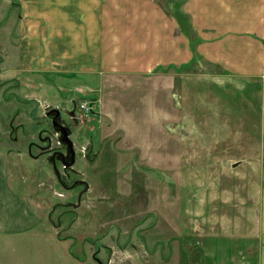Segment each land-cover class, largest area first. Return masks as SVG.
<instances>
[{"label":"rangeland","instance_id":"rangeland-1","mask_svg":"<svg viewBox=\"0 0 264 264\" xmlns=\"http://www.w3.org/2000/svg\"><path fill=\"white\" fill-rule=\"evenodd\" d=\"M160 2L177 11L181 0ZM171 67L129 75L36 73L38 90L16 84L1 92L7 98L0 95L1 132L4 124L11 127L12 112L15 125L23 124L20 132L31 133L32 153L28 144H0L1 191L8 190L0 205L31 209L30 229L17 231L23 223L16 219L9 235L31 242L24 264H98L94 253L108 264H183L178 243L194 252L191 264H233L225 263L224 251L249 263L242 246L261 211L260 84L205 61ZM81 98L94 102V112L72 127L75 163L65 169L40 148L49 146L45 136L52 148L62 146L46 112L71 109ZM6 158L14 160L8 170ZM86 239L94 244L81 251Z\"/></svg>","mask_w":264,"mask_h":264},{"label":"crops","instance_id":"crops-1","mask_svg":"<svg viewBox=\"0 0 264 264\" xmlns=\"http://www.w3.org/2000/svg\"><path fill=\"white\" fill-rule=\"evenodd\" d=\"M201 61L260 84L264 131V0H181L177 11L169 10L160 0H0V95L4 101L7 98L1 92L16 84L38 90L41 82L33 76L36 73L151 74L171 66L190 68ZM24 95L32 96L29 91ZM11 116L12 112L8 115L10 128L4 124L2 133L0 126V144L7 149L28 144L32 153L31 133H21L23 124L15 125L17 114ZM8 151V156L13 154ZM261 154L264 158V147ZM11 164L14 160L8 159L7 170ZM256 170L261 175L256 194L261 211L258 224L250 226L254 228L253 235L248 236L250 242L242 246L250 254L248 264H264L263 159ZM5 192L8 190L4 187L1 191L0 184V196ZM76 208L65 211L77 212ZM15 212L21 216L16 218ZM16 219L23 223L17 231L29 230L30 207L0 205V233L7 235L0 236V264H16L17 258L24 264L28 257L24 251L31 242L17 243L9 236L11 231L16 232ZM60 226V222L55 224V229ZM57 234L56 241H62L65 236ZM89 240L81 243V251L88 242L94 244ZM186 246L178 243L177 248L183 253V264H191L196 257ZM199 252L203 259L201 248ZM224 252L225 263L247 264L244 257L233 259ZM94 255L98 264H108ZM72 257L89 261V257Z\"/></svg>","mask_w":264,"mask_h":264},{"label":"flooded vegetation","instance_id":"flooded-vegetation-1","mask_svg":"<svg viewBox=\"0 0 264 264\" xmlns=\"http://www.w3.org/2000/svg\"><path fill=\"white\" fill-rule=\"evenodd\" d=\"M60 110H61V115L58 117L57 120L63 126L69 127L71 129L70 136L72 137L74 126L75 125L77 126L78 123L80 124V120H79L78 114H77V102L75 100L73 101V105H72L71 109H67L64 106H61ZM55 115H56L55 113L50 115L51 116V121L53 120ZM68 118L70 119V121H68ZM69 122H71L72 125ZM52 125H53V123H52ZM59 136H60V134H58V136H57L58 140H59ZM47 137H48V139H47ZM44 138H46L48 140L47 142L49 143L48 148H46V146H42L43 151L46 149L44 153H48L49 152L51 160L53 162L56 161V160H60L61 162H63L62 164H63V167L65 169L72 167L73 165H69V163L72 160L73 153L71 152L72 148L69 147V144L59 140L60 144L62 143V146L60 147V149H54L50 145L52 143L51 136H45ZM47 149H48V152H47ZM74 149H75V145H74ZM75 152H76V149H75ZM63 175L64 174L62 173L61 174L62 180H63ZM78 183L85 184L86 185L85 187H87V184L85 182H82V180H78L75 184H78ZM67 187L70 188L71 186L68 185Z\"/></svg>","mask_w":264,"mask_h":264},{"label":"water","instance_id":"water-1","mask_svg":"<svg viewBox=\"0 0 264 264\" xmlns=\"http://www.w3.org/2000/svg\"><path fill=\"white\" fill-rule=\"evenodd\" d=\"M56 114L55 117L53 118L52 120V123H53V128L54 130L60 134L59 136V140L60 141H63V142H66L69 144V147L72 148V153H73V156H72V160L71 162L69 163V165H73V163L75 162V155H76V152H75V149H74V142L70 136V132H71V129L69 127H65L63 126L62 124H60L58 122V117L61 115V110L60 108H57V107H54V108H51V109H48L47 110V115H52V114ZM54 164H55V161H54ZM238 163H234L233 165L236 166ZM57 171V174H58V177L61 179V172L56 169ZM82 182H85L84 180H82ZM72 187V186H71Z\"/></svg>","mask_w":264,"mask_h":264},{"label":"built area","instance_id":"built-area-1","mask_svg":"<svg viewBox=\"0 0 264 264\" xmlns=\"http://www.w3.org/2000/svg\"><path fill=\"white\" fill-rule=\"evenodd\" d=\"M94 112V102L88 98L77 101V114L79 119L89 118Z\"/></svg>","mask_w":264,"mask_h":264}]
</instances>
